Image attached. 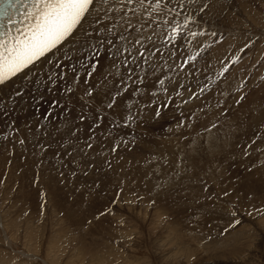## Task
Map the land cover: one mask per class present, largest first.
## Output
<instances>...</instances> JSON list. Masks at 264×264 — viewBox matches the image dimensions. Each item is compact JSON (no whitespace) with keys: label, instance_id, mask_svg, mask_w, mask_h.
Segmentation results:
<instances>
[{"label":"rangeland","instance_id":"374dc122","mask_svg":"<svg viewBox=\"0 0 264 264\" xmlns=\"http://www.w3.org/2000/svg\"><path fill=\"white\" fill-rule=\"evenodd\" d=\"M181 4L180 16L169 11H179ZM118 9L119 0L107 20L103 11L99 26L96 15L89 18L75 41L59 52L71 54L78 42L89 45L76 62L68 60L70 68L55 66L58 82L39 87L38 78L27 84L33 73L22 74L0 92V98L8 97V102L0 99V264H264V215L255 212L264 210V118L256 120L253 111L264 104V0H163L162 11L151 16L148 0ZM185 16L193 20L182 29L183 38L173 42L172 22L183 25ZM189 32L206 34L193 39ZM96 47L101 65L90 78ZM117 48L123 55L112 56ZM189 56L196 59L189 61ZM103 57L112 59L117 71L131 62L121 115L81 112L89 95L74 81L85 86L95 82ZM56 100L60 106L49 107ZM16 106L23 109L19 118L13 116ZM66 119L84 125L68 124L78 134L69 142L83 156L65 150L62 164L55 162L66 154L64 130L58 126ZM93 119L102 125L87 129ZM109 120L112 125L104 129ZM222 142L226 144L220 147ZM199 160L202 167L195 165ZM142 173L146 184L135 180ZM49 184L59 193L52 196ZM70 209L80 212L69 218Z\"/></svg>","mask_w":264,"mask_h":264},{"label":"snow or ice","instance_id":"6c2138e0","mask_svg":"<svg viewBox=\"0 0 264 264\" xmlns=\"http://www.w3.org/2000/svg\"><path fill=\"white\" fill-rule=\"evenodd\" d=\"M98 3L108 5L109 0H0V85H4L20 74L25 77L29 73L35 74V70H38L40 65L52 63V58L58 52L63 51L66 44H70L75 40L78 29L83 27L88 17L101 11L97 7ZM119 3L121 4V9L117 11L124 10V5H132L134 0H119ZM144 3L145 0H140L141 5ZM148 3L151 5L150 16L152 12L162 11L163 0H155L154 4H152L151 0H148ZM164 7H167V5L165 4ZM206 8L207 5L201 8L200 11L203 12ZM111 10V8L104 10L105 18ZM129 10L135 13L134 9ZM169 11L174 12L176 16H180L183 12V6L181 4L179 11L176 9H169ZM126 15L127 11H125ZM121 18L123 19L124 17ZM100 19L101 17L97 15L95 23L99 24ZM192 20L193 17L185 16L183 25L173 21L172 23L175 26L171 28L170 39L173 42L182 39V29H186ZM164 23L167 25L169 21ZM85 34L91 35V33ZM205 34L204 32H189L193 39L198 35ZM212 35L215 36L217 34L212 33ZM120 38L124 39L122 36ZM99 43L102 46L104 41L101 40ZM108 43L112 44L113 42L108 41ZM136 43L141 44V41L137 40ZM248 46L246 45V47ZM128 51L127 48L123 50V52ZM123 52L120 48H117L112 53V56L123 55ZM140 55L143 56V52ZM101 56L100 48L96 47L92 56V71L88 72V76H92L99 67ZM64 58L71 59L67 52L64 53ZM195 59V56L188 57L189 61ZM55 66L62 68V61L57 59ZM224 71H227V68ZM49 79H51V76H49ZM163 83L164 81L161 80L160 84L163 85ZM67 91L71 92L72 89L69 88ZM92 94L91 91L88 92L89 96ZM17 95H20V93L18 92ZM114 103L115 100L109 103L108 107H113ZM59 106V100L49 103L51 108ZM157 115H159V111H157ZM51 116V112L46 113V117ZM216 127V124L211 126V128ZM211 128L206 129V131H211ZM73 134L75 133L73 132ZM88 147L91 148L92 145L89 144ZM116 150V148L113 149V151ZM224 195L227 196L228 193L225 192ZM255 212L264 215V210L262 209H255ZM252 214V212H249V215ZM232 215L235 216L236 212L233 211ZM239 223V220L235 221V224Z\"/></svg>","mask_w":264,"mask_h":264},{"label":"bare ground","instance_id":"6f19581e","mask_svg":"<svg viewBox=\"0 0 264 264\" xmlns=\"http://www.w3.org/2000/svg\"><path fill=\"white\" fill-rule=\"evenodd\" d=\"M117 0H109V4L108 5H101L99 8L101 9V11L99 12V13H94L93 15H91V16H89L88 17V19L89 18H91L92 16H97V15H99L100 17L101 16H103V11L104 10H106V9H108V8H111L112 10H113V8H114V3L116 2ZM108 14H110L111 15V13H108ZM109 17V15H107V17L106 18H108ZM103 18V17H102ZM104 19V20H107V19ZM111 18V17H110ZM87 19V20H88ZM104 20H102V21H104ZM109 20V19H108ZM100 21H101V19H100ZM101 21V22H102ZM110 21V20H109ZM108 22V21H107ZM87 23V22H86ZM85 23V24H86ZM109 23V22H108ZM96 24V23H95ZM100 24V23H99ZM99 24H98V26H99ZM103 24H106V23H103ZM87 25V24H86ZM102 25V24H101ZM104 27H105V25H103ZM93 29V28H92ZM94 29H96V28H94ZM93 29V30H94ZM81 30V28H79L78 29V31H77V34H76V36H79L78 35V33H79V31ZM104 30H105V28H104ZM91 31V30H90ZM149 36V35H148ZM77 38V37H76ZM75 38V39H76ZM146 38V37H145ZM147 39V38H146ZM75 41V40H74ZM80 42H78V46L77 45H72L73 47L75 46L76 48H75V50H72L71 52L73 53H71V54H68V56H70L71 57V59H65L64 58V55L62 56V55H60V53L58 52L57 54H56V57H54L53 59H52V63H50V64H48V65H46V66H44V64H42V65H40V68L38 69V70H36V71H38L36 74H32V76H35V77H32V78H29L28 80H27V84H32V82H34V80H36L37 78L39 79L38 80V84H39V87H41V86H45L44 85V82H48L49 80H52V79H54V81H56V79H57V82H58V78H59V73H58V71H56V70H58V68H55V65H56V63H57V60H55V61H53L54 59H56L58 56H59V58L58 59H60L61 61H62V64H63V66H64V68H66V69H68V68H70L71 66L69 65V63H68V60H72V61H74L75 60V58L77 57V55L79 54V55H81V53L83 54L84 53V51H86V47L87 46H89V45H87V44H82V42L79 44ZM75 44H77V43H75ZM95 44V42H93V45ZM69 45V44H68ZM67 47V46H66ZM104 47V46H103ZM64 48H65V46H64ZM85 48V49H84ZM88 48V47H87ZM91 48H93V47H91ZM91 48H90V50H91ZM124 48H128V50H129V46L128 45H126ZM124 48L122 49V50H124ZM103 50V49H102ZM108 50V48H105L104 47V51H107ZM109 51V50H108ZM112 51V50H111ZM70 52V51H69ZM68 52V53H69ZM86 53H87V51H86ZM85 53V54H86ZM110 53V52H109ZM126 53V52H125ZM84 54V55H85ZM104 54V53H103ZM106 54V53H105ZM107 55V54H106ZM86 56V55H85ZM106 57V56H105ZM105 57H103V59H104V61H103V59H102V62L104 63L103 64V66H101V68H102V70H101V72L98 74V73H96V75L98 74V79L95 81V82H93L92 81V83H89L90 85H88V86H85L84 84H81L82 82H75L74 81V83L76 84V83H78V86L80 87V89L81 90H83V91H85L86 93H88L89 91H92V92H94V94H92L91 96H85V100L87 99L86 97H88V99H89V101L88 102H84L83 100V102L81 103V104H84V106L82 107V105L78 102V101H80L79 99L80 98H76V99H74V100H77V101H75L76 102V104H80V108H83L82 110H81V112H84V114L86 113V115L87 114H94L95 112L97 113V110H105V111H111L110 113H111V115H114V114H112V113H116V114H119V115H121L120 113L122 112L123 113V110L125 111V109H126V105L124 106L123 104V99L124 98H126V96H127V93H128V91H129V88H127L128 86H129V83H130V78H131V76H132V67H131V62H129V64L125 67V66H123V67H125L124 69H121V67H120V69L117 71V69L115 68V66H114V64H113V60L112 59H107V62L105 61L106 59H105ZM112 57V56H111ZM123 57V56H122ZM125 57V56H124ZM127 59H128V55H127ZM83 60V59H82ZM123 60H124V58H123ZM122 60V61H123ZM126 60V59H125ZM125 60H124V63H125ZM129 60V59H128ZM75 62H76V60H75ZM126 62H128V61H126ZM123 63V62H122ZM121 63V64H122ZM101 65V64H100ZM42 66H44V67H42ZM121 66V65H120ZM65 70V69H64ZM96 72H97V70H96ZM20 75H22V74H20ZM82 75V74H81ZM94 75V74H93ZM24 76V75H23ZM49 76H51V79H49ZM93 77V76H92ZM96 78H97V76H95ZM65 78V77H64ZM90 78H91V76H90ZM16 79L17 80H19V78L17 77V78H14V79H12V80H10V81H8V82H6L4 85H0V92L1 91H3V90H5V89H7V87L8 88H10V84H11V82H16ZM72 79V78H71ZM79 79V78H78ZM83 79V78H82ZM80 80V79H79ZM94 80V79H93ZM71 81H73V80H71ZM70 81V82H71ZM89 81H90V79H89ZM88 81V82H89ZM56 82V83H57ZM87 82V83H88ZM91 82V81H90ZM49 83V82H48ZM55 83V84H56ZM84 83V82H83ZM87 83H86V85H87ZM13 84V83H12ZM117 84H122L120 87H118L117 89H115L116 88V86H117ZM123 85H126V86H123ZM28 86V85H27ZM30 87V86H29ZM73 87H74V85H73ZM79 87H77V88H79ZM47 89V88H46ZM73 89V88H72ZM74 90H76V88L74 89ZM79 90V89H78ZM16 91V90H15ZM38 91V90H37ZM12 92V91H11ZM76 92V91H75ZM6 93V92H5ZM36 93V92H35ZM70 93V92H69ZM83 93V92H82ZM122 93H124L123 95H122ZM29 94V93H28ZM71 94V93H70ZM76 94H77V92H76ZM84 94V93H83ZM115 94V95H114ZM25 95V94H24ZM78 95H80L79 93H78ZM97 95H98V97H97ZM126 95V96H125ZM20 96V95H19ZM84 96V95H83ZM21 97H24V96H21ZM80 97V96H79ZM70 98V97H69ZM75 98V97H74ZM138 98L139 99H141L142 100V98L144 99V92L143 91H139L138 92ZM0 99H5V102H8V97L5 95V96H2ZM63 100V99H62ZM65 101L67 100L66 98L64 99ZM63 100V101H64ZM69 100V99H68ZM73 100V101H74ZM113 100H115V104H113L114 106H113V108L111 107H108V105H109V103L108 102H110V103H112L113 102ZM26 101V100H25ZM69 101H71V100H69ZM100 101H102V104H100ZM127 101V100H126ZM19 102H21V101H19ZM23 103V102H22ZM25 103V102H24ZM46 103V102H45ZM74 103V102H73ZM97 103H99V104H97ZM103 103L105 104V105H107L106 107H104V105H103ZM75 104V105H76ZM74 105V106H75ZM102 105V106H101ZM260 105V104H259ZM259 105H258V107H256L255 108V110L253 109V111H255L256 112V116H255V118H256V120H260V118L262 119V118H264L263 116H262V111L264 110L263 109V106H264V104H263V106H261L262 107V109L263 110H261V107H259ZM257 106V105H256ZM21 107V106H20ZM28 107V106H27ZM31 107V106H30ZM255 107V106H254ZM33 108V107H32ZM66 108V107H65ZM69 108H72V106L71 107H69ZM79 108V109H80ZM127 108H128V110L130 109V107H128V105H127ZM134 108V107H133ZM10 109V108H9ZM13 109H15L13 112H17V113H14V115H13V112L11 111V109L10 110H8L10 113H12V115L15 117V116H17L18 115V113H19V116L21 115V112H23L22 110V108H18V106H16L15 108H13ZM61 109V108H60ZM74 109V108H73ZM25 110V109H24ZM35 110V109H34ZM72 110V109H71ZM75 110V109H74ZM95 110V111H94ZM122 110V111H121ZM27 111V110H26ZM29 111V110H28ZM76 111V110H75ZM104 111V112H105ZM132 111V110H131ZM31 112V111H30ZM255 112H254V114H255ZM69 113V112H68ZM71 113V112H70ZM74 112H72V114H73ZM77 113V112H76ZM98 113H101V112H98ZM103 113V112H102ZM27 114V113H26ZM75 114V113H74ZM83 114V115H84ZM258 114H259V116H258ZM30 115V114H29ZM108 115H110V114H108ZM118 115V116H119ZM31 116V115H30ZM81 116H82V113H81ZM118 116H115L116 117V120H117V117ZM104 117H106L105 116V113H104ZM115 117L113 116V117H111V118H114L115 119ZM119 117H121V116H119ZM118 117V118H119ZM17 118H19L18 116H17ZM24 118V117H23ZM31 118H32V116H31ZM84 118V117H83ZM87 118V117H86ZM101 118V117H100ZM110 118V119H111ZM64 119V118H63ZM88 119V118H87ZM92 119V118H91ZM105 119V118H104ZM108 119V118H107ZM122 119V118H121ZM19 120V119H18ZM18 120H17V123H18ZM24 120H26V118L24 119ZM74 120V119H73ZM83 120V119H82ZM119 120V119H118ZM125 120H127V119H125ZM124 120V121H125ZM58 121V120H57ZM65 121H67V119L65 120ZM81 121V120H80ZM87 121V120H86ZM95 121V122H94ZM110 121V120H109ZM108 121V123L105 125V127H104V129H106V127L107 126H109V125H112V123H111V121L109 122ZM113 121V120H112ZM128 121H130V119L128 118ZM25 122V121H24ZM53 122V121H52ZM56 122V121H55ZM63 123L60 125V127L58 126V128L61 130V129H63L64 131H61L63 134H60L61 135V137H62V135H64L63 137H62V139L63 138H65L64 139V141H66L65 142V149H64V151L65 150H70L71 149V151H72V154H73V156L75 155V157L76 156H79V154H80V151H79V149H81V148H78V151L76 150L77 149V147L78 146H75V144L73 143V142H69L72 138H74V137H76V135H78V134H73V132L71 131V129L73 128V127H76V128H81L82 127V124H80L81 122H78V123H73V122H69V123H71V124H73L72 125V128L70 127L71 125H68L69 123H68V121L67 122H64V120L62 121ZM98 122V121H97ZM96 122V120H94L93 119V122L91 121V122H89V123H87V126H86V128L87 129H91V130H95L96 128H100V126L102 125L101 123H97ZM120 122H121V120H120ZM37 123V122H36ZM61 123V122H60ZM83 123V122H82ZM115 123V122H114ZM118 123H119V121H118ZM128 123V122H127ZM126 123V124H127ZM130 123V122H129ZM128 123V124H129ZM28 124V123H27ZM26 124V125H27ZM85 124V123H84ZM117 124V123H116ZM127 124V125H128ZM14 125H16V124H14ZM37 125V124H36ZM56 125V124H55ZM54 125V126H55ZM57 125H58V123H57ZM126 125V126H127ZM20 126V125H19ZM22 126V125H21ZM20 126V127H21ZM118 126L120 127V124H118ZM122 126V125H121ZM18 126H16V128H17ZM20 127H18V128H20ZM40 127V126H39ZM43 127V126H42ZM83 127H84V125H83ZM83 127H82V129H83ZM26 128H32V124L31 125H29L28 124V126L26 127ZM55 128V127H54ZM71 128V129H70ZM21 129V128H20ZM22 129H24V127L22 128ZM49 129V128H48ZM51 129V128H50ZM55 129H57V128H55ZM112 129V128H111ZM110 129V130H111ZM121 129H122V127H121ZM25 130V129H24ZM41 130V129H40ZM65 130H66V132H65ZM74 130V129H73ZM98 131V130H97ZM100 131V130H99ZM237 131V130H236ZM52 132V131H51ZM60 132V131H59ZM58 132V133H59ZM60 132V133H61ZM95 132V131H94ZM227 132H228V130H227ZM249 132V131H248ZM263 132V131H262ZM77 133V132H76ZM90 133V132H89ZM110 133V132H109ZM235 133V132H234ZM94 134V133H93ZM92 134V135H93ZM98 134H99V132H98ZM246 134H247V132H246ZM48 135V134H47ZM59 135V134H58ZM111 135V134H110ZM60 137V136H59ZM60 137V138H61ZM82 137V136H81ZM92 137V136H91ZM96 137V136H95ZM99 137V136H98ZM111 137V136H110ZM243 137V136H242ZM32 138V137H31ZM46 138V137H45ZM77 138V137H76ZM27 139H29V138H27ZM95 139V138H94ZM100 139V138H99ZM226 139V138H225ZM59 140V139H58ZM73 140V139H72ZM81 140V139H80ZM209 140V139H208ZM224 140V139H223ZM28 141V140H27ZM82 141V140H81ZM90 141V140H89ZM211 141V140H210ZM210 141H209V144H210ZM50 142V141H49ZM38 143V142H37ZM45 143H47V142H45ZM61 143V142H60ZM62 143H64V142H62ZM76 143H78V142H76ZM93 143V142H92ZM95 143H96V140H95ZM101 143V142H100ZM106 143V142H105ZM206 143H207V141H206ZM224 143L226 144V142H222V143H220L221 145H219L220 147L221 146H223L224 145ZM227 143H228V141H227ZM39 144H41V143H39ZM102 144V143H101ZM196 144V143H195ZM211 144H213L212 145V148L215 146L214 145V142L212 143L211 142ZM56 145V144H55ZM78 145H80L79 143H78ZM40 146V145H39ZM81 146V145H80ZM95 146V145H94ZM93 146V147H94ZM103 146V145H102ZM207 146V145H206ZM227 146H228V144H227ZM255 146V145H254ZM257 146V145H256ZM59 147H60V145H59ZM81 147H83V146H81ZM209 147V146H208ZM219 147V148H220ZM57 149L56 150H58V147H56ZM218 148V149H219ZM258 148V147H257ZM55 149V148H54ZM63 149V148H62ZM62 149H60V151L62 152ZM43 150V149H42ZM48 150V149H47ZM207 150H211V149H207ZM29 151V150H28ZM46 151V150H45ZM59 151V150H58ZM99 151V150H98ZM97 150H96V152H98ZM101 151V150H100ZM217 151V150H216ZM223 151V150H222ZM29 152H32V150L31 151H29ZM28 152V153H29ZM37 153H38V150L36 151ZM39 152H41V151H39ZM44 152V151H43ZM47 152V151H46ZM66 152V151H65ZM69 152V151H68ZM92 152H94V151H92ZM55 153H57V152H55ZM82 153H84V152H82ZM217 153V152H216ZM24 154H27V153H24ZM42 154V153H41ZM53 154V153H52ZM51 154V155H52ZM71 154V153H70ZM96 154V153H95ZM47 155V154H46ZM56 155V154H55ZM65 155H67L68 156V154H67V152H66V154H64L63 152L61 153V156H59V155H57V159L55 160V162L56 161H58V159H60V161H64V163H62V164H65V161H67V157L65 156ZM81 156H83L82 154H80ZM209 155V154H208ZM218 155V154H217ZM222 155V154H221ZM225 155V154H224ZM27 156H28V154H27ZM38 156L39 155H37V157H33L34 159H36L37 160V158H38ZM45 156V155H44ZM54 156V155H53ZM53 156L51 157V162H52V158H53ZM66 158H65V157ZM71 156V155H70ZM69 156V157H70ZM194 156H195V154H194ZM191 157V159H190V161L192 160V161H195V160H193L195 157ZM40 157H41V155H40ZM218 157V156H217ZM44 158V157H43ZM48 158V157H47ZM55 158V157H54ZM71 158V157H70ZM81 159H82V157H80ZM200 158V157H199ZM33 159V160H34ZM42 159V158H41ZM65 159V160H64ZM85 159V158H84ZM83 159V160H84ZM43 160V159H42ZM76 160H77V158H76ZM202 160V163L204 164V163H208V160L205 158V159H201ZM40 161V160H39ZM38 161V162H39ZM58 162V163H56V164H58L59 165V163L61 164V162ZM81 161V160H80ZM213 161V160H212ZM218 161V160H217ZM262 161V160H261ZM36 162V161H35ZM37 162V163H38ZM42 162V161H41ZM54 162V161H53ZM53 162H52V164H53ZM93 162V161H92ZM199 162V163H198ZM76 163V162H75ZM201 162H200V160L199 161H196V164L195 165H198V167H202L201 165H203ZM262 163V162H261ZM55 164V163H54ZM78 164V163H77ZM81 164H83V163H81ZM33 166V165H32ZM44 166V165H43ZM206 166V165H205ZM30 167V166H29ZM56 167V166H55ZM196 167V166H195ZM57 168H59V167H57ZM142 168V167H141ZM205 169V168H204ZM43 170V169H42ZM52 170V169H51ZM89 170V169H88ZM124 170H125V168H124ZM61 171H62V169H61ZM64 171V170H63ZM44 172V171H43ZM51 172V171H50ZM123 172V171H122ZM121 172V173H122ZM124 172H126V170L124 171ZM128 172V171H127ZM199 172H200V169H199ZM218 171H216V173H217ZM45 173V172H44ZM146 173V172H145ZM213 174V177H214V175H215V177L217 178V175H216V173L214 174V172H212ZM222 172H220V174H221ZM113 174V173H112ZM125 175H126V173H124ZM206 174V173H205ZM207 174H208V172H207ZM209 174H210V172H209ZM119 175H120V171H119ZM44 176V175H43ZM51 176V175H50ZM121 176V175H120ZM218 176H219V174H218ZM45 177V176H44ZM119 177V176H118ZM145 177H146V175L145 174H140V175H138V176H136L135 177V180H141V181H143V183H144V181H146V179H145ZM209 177H211V176H209ZM121 178H123L122 176H121ZM134 178V177H133ZM216 178H214L213 180H214V182H215V179ZM50 179L53 181V179L50 177ZM112 180L114 179L113 177L111 178ZM124 179V178H123ZM210 179H212V178H210ZM218 180H219V177L217 178ZM216 179V180H217ZM45 180V179H44ZM208 180V179H207ZM50 181V180H49ZM115 181H116V177H115ZM117 182V181H116ZM53 184H54V181L52 182ZM120 183V182H119ZM118 183V184H119ZM148 183V182H147ZM104 184V183H103ZM117 184V185H118ZM144 184H146V183H144ZM45 185V184H44ZM50 185V184H49ZM131 185V184H130ZM90 186V185H89ZM217 186V185H216ZM110 187H111V185H110ZM49 188V193H55L56 191H58V190H56V191H53V190H51V189H56L57 187L54 185H50V186H47V189ZM127 189V188H126ZM133 190H135V189H133ZM168 190V189H167ZM110 191V190H109ZM131 191V190H130ZM72 192V191H71ZM129 192V191H128ZM57 193V192H56ZM58 193H59V191H58ZM76 193V192H75ZM74 194H72V196H73ZM52 196H54V194H52ZM76 196V195H75ZM57 198L59 197V195L58 196H56ZM90 197V196H89ZM46 198V197H45ZM88 198V197H87ZM55 199V197L53 198V200ZM90 199V198H89ZM66 203V202H65ZM42 204V203H41ZM81 205V204H80ZM82 205H84V204H82ZM82 205H81V207H82ZM86 205V204H85ZM59 205H57V207H58ZM70 208V207H69ZM84 208H85V206H84ZM83 208V209H84ZM86 209V208H85ZM60 210V209H59ZM82 210V209H81ZM79 212H80V210H78ZM84 211H87V210H84ZM70 212V213H69ZM79 212H74V211H72L71 209L70 210H68V213L70 214V216L68 215V217L69 218H71V215L74 213V215L75 214H77V213H79ZM89 214V213H88ZM87 214V215H88ZM105 214V213H104ZM67 217V216H66ZM73 219H74V217H73ZM69 221H70V219H69ZM72 222H74V223H77V221H75V220H71V223ZM5 232V231H4ZM80 234V233H79ZM54 240V239H53ZM234 240V239H233ZM232 240V241H233ZM80 246V245H79ZM82 248V247H81ZM83 250V249H82ZM4 263V262H3Z\"/></svg>","mask_w":264,"mask_h":264}]
</instances>
